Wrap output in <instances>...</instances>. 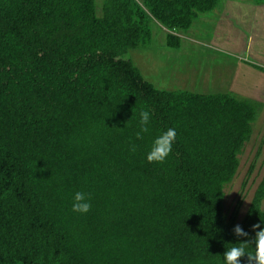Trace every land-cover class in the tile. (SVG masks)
Returning <instances> with one entry per match:
<instances>
[{"label":"trees","instance_id":"obj_1","mask_svg":"<svg viewBox=\"0 0 264 264\" xmlns=\"http://www.w3.org/2000/svg\"><path fill=\"white\" fill-rule=\"evenodd\" d=\"M225 5L0 0V264H224L243 239L234 226L249 238L253 224L264 227V176L241 218L239 201L230 215L224 208L262 104L233 90L159 89L128 56L151 41L153 25L180 48L176 34L209 13L217 37L230 24ZM240 62L264 73L257 60ZM141 110L150 130L137 139ZM169 128L171 153L149 163ZM77 191L91 196L86 214L72 211Z\"/></svg>","mask_w":264,"mask_h":264},{"label":"rangeland","instance_id":"obj_2","mask_svg":"<svg viewBox=\"0 0 264 264\" xmlns=\"http://www.w3.org/2000/svg\"><path fill=\"white\" fill-rule=\"evenodd\" d=\"M101 1L96 0L100 4ZM255 1L227 0L229 7L225 5L222 12L228 9L226 18L230 24L228 27L224 25L225 29L215 34L217 37H211L215 20L208 18L212 14L209 13L200 15L188 31L176 34L181 38L178 49L166 47L165 30L163 32V28L153 25L151 41L142 49L128 52L144 79L159 89L207 94L233 90L237 97L250 98L262 104L252 137L239 157L237 174L224 189L226 213L230 215L239 201L240 218L264 176V73L240 62L257 60L264 67V3L256 4ZM223 32L226 34L221 37ZM235 35L240 42L251 44L253 54L236 48ZM252 163L254 168L249 175L247 171Z\"/></svg>","mask_w":264,"mask_h":264},{"label":"clouds","instance_id":"obj_3","mask_svg":"<svg viewBox=\"0 0 264 264\" xmlns=\"http://www.w3.org/2000/svg\"><path fill=\"white\" fill-rule=\"evenodd\" d=\"M150 122V111L141 110L138 121L139 130L135 133L137 139H142L143 134L149 132ZM176 135V130L169 128L155 138L146 155V160L149 163H163L172 151V145L176 139ZM129 151L133 153L136 151V145L131 141L129 142ZM91 207L90 194L81 191L74 193L72 202L73 212L86 214L91 210ZM251 227L254 231V236L249 238V233L239 224L234 226L233 232L235 235L243 239L233 243L231 247L226 249L223 253L224 264H241L242 257L247 258V264H264V227H261L260 224H253ZM257 229L259 230L257 231ZM250 247L253 249L251 252L248 251Z\"/></svg>","mask_w":264,"mask_h":264},{"label":"crops","instance_id":"obj_4","mask_svg":"<svg viewBox=\"0 0 264 264\" xmlns=\"http://www.w3.org/2000/svg\"><path fill=\"white\" fill-rule=\"evenodd\" d=\"M247 26V25H246ZM253 54V53H252Z\"/></svg>","mask_w":264,"mask_h":264}]
</instances>
